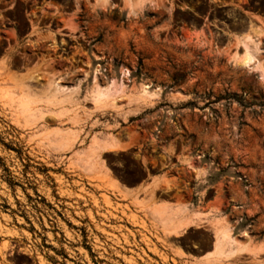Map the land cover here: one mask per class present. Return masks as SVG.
<instances>
[{"label": "rangeland", "instance_id": "374dc122", "mask_svg": "<svg viewBox=\"0 0 264 264\" xmlns=\"http://www.w3.org/2000/svg\"><path fill=\"white\" fill-rule=\"evenodd\" d=\"M245 35L264 64V0L134 15L121 0H0V264H264L234 244L217 258L206 226L168 219L215 209L264 244V77L233 58ZM49 76L66 100L36 91Z\"/></svg>", "mask_w": 264, "mask_h": 264}, {"label": "bare ground", "instance_id": "6f19581e", "mask_svg": "<svg viewBox=\"0 0 264 264\" xmlns=\"http://www.w3.org/2000/svg\"><path fill=\"white\" fill-rule=\"evenodd\" d=\"M101 4H108L109 0H98ZM126 9L127 13L130 15H134L139 10H141L144 5L147 4H155L159 2V0H121ZM258 41V39H256ZM251 39L248 35H245V38L241 40L242 51L234 54L233 58L243 66H252L254 68H259L262 75L264 77V64L257 60L255 57V53L258 50V42ZM252 69V68H251ZM38 83L37 90L39 94L46 98V101H63L72 94L73 90H67L63 86H61L60 81L57 77L49 76V77H38L35 79ZM146 87V86H145ZM96 88V87H95ZM26 90L30 88L28 86L25 87ZM106 88L97 87L94 94L97 97L106 92ZM103 141V140H102ZM94 142V141H93ZM96 150L101 149H115L117 148L116 141L113 139H108L103 143H99L95 140L93 143ZM93 167V166H92ZM95 168V167H94ZM91 170V169H90ZM94 170V169H93ZM187 212V211H186ZM155 217L159 219H164V215H161L159 211H153ZM153 215V216H154ZM171 222L175 224L174 232L182 233L183 230L191 225L195 226H206L213 235V243H212V251L214 256L224 257L230 251V245H237V250L252 252L253 254L258 252L259 250L264 248V244L261 242H253L250 235L247 232L243 231V240H237L232 235L231 224L224 218L221 214L214 210L208 211H197L193 213H176L172 215ZM173 224V225H174ZM242 236V237H243Z\"/></svg>", "mask_w": 264, "mask_h": 264}, {"label": "crops", "instance_id": "0c3cea01", "mask_svg": "<svg viewBox=\"0 0 264 264\" xmlns=\"http://www.w3.org/2000/svg\"><path fill=\"white\" fill-rule=\"evenodd\" d=\"M123 139V141L122 142H126V138L125 137H123L122 138ZM137 190V187H129V188H126V190H125V192L127 193V194H131V193H133V192H135ZM153 203H157V204H175V202L174 201H170V200H165V199H163V200H160V202H153ZM153 203H150L148 206H150V205H152ZM174 206H161V208H166V209H172ZM202 207V206H201ZM138 212H140L141 214H143V215H146V213H145V211H143V210H139V208H135ZM154 209V208H153ZM157 210V209H156ZM155 211V210H154ZM162 212V211H161ZM163 213V212H162ZM148 215L151 217V210H149L148 211ZM147 216V215H146ZM148 217V216H147ZM172 218V216H169L168 217V219H169V223H170V227L171 228H174L175 227V224L174 223H172L171 221L172 220H170ZM148 219L149 220H151L149 217H148ZM174 224V225H173ZM159 227V226H158ZM262 251H259V253H258V257L260 258V257H262L263 255H264V249H261ZM257 253V252H256ZM247 255H249V256H252V255H250V254H248V253H240L239 255H237V256H235V257H246ZM234 257V258H235Z\"/></svg>", "mask_w": 264, "mask_h": 264}]
</instances>
